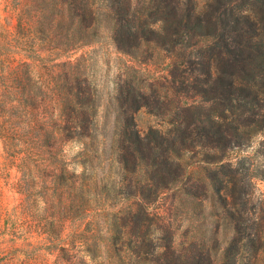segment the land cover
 Listing matches in <instances>:
<instances>
[{"label": "trees", "instance_id": "obj_1", "mask_svg": "<svg viewBox=\"0 0 264 264\" xmlns=\"http://www.w3.org/2000/svg\"><path fill=\"white\" fill-rule=\"evenodd\" d=\"M57 3L67 15L66 24L57 23V44L108 40L118 53L163 64L166 73L144 86L125 83L115 96L118 172L99 180V192L105 201L132 203L111 227H131L126 240L144 243L155 240V226V235L161 232L155 264H216L215 245L203 241L207 235L180 241L169 223L157 226L163 219L148 212L165 193L179 208L199 210L209 198L233 231L217 264H264V195L253 202L250 179L236 180L225 162L230 150L264 138V0H208L201 9L195 0ZM100 16L106 34L99 31ZM137 74L129 69L127 76ZM142 108L158 114L156 126L144 132L135 121ZM260 177L264 183V169Z\"/></svg>", "mask_w": 264, "mask_h": 264}, {"label": "rangeland", "instance_id": "obj_2", "mask_svg": "<svg viewBox=\"0 0 264 264\" xmlns=\"http://www.w3.org/2000/svg\"><path fill=\"white\" fill-rule=\"evenodd\" d=\"M57 1L0 0V264H155L161 232L152 226V242L126 240L131 227L116 232L111 225L132 201H105L98 183L118 172L112 148L120 87L144 86L166 74L164 65L140 63L108 40L57 44V23L67 22ZM195 1L201 9L208 0ZM97 23L106 34L102 16ZM129 69L136 78L127 76ZM135 121L144 132L158 114L142 108ZM263 143L255 136L225 160L236 180L250 179L253 202L264 195ZM170 197L148 208L163 219L156 225L169 223L180 241L207 235L217 264L232 237L230 221L209 198L197 210L172 206Z\"/></svg>", "mask_w": 264, "mask_h": 264}]
</instances>
